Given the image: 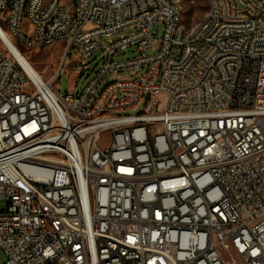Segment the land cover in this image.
<instances>
[{
  "label": "built area",
  "instance_id": "built-area-1",
  "mask_svg": "<svg viewBox=\"0 0 264 264\" xmlns=\"http://www.w3.org/2000/svg\"><path fill=\"white\" fill-rule=\"evenodd\" d=\"M66 10L0 0V264H264V0H212L194 35L176 31L175 0ZM12 43H64L52 79ZM130 47L139 54L116 58ZM73 49L79 77L100 49L103 60L62 94Z\"/></svg>",
  "mask_w": 264,
  "mask_h": 264
},
{
  "label": "rangeland",
  "instance_id": "rangeland-1",
  "mask_svg": "<svg viewBox=\"0 0 264 264\" xmlns=\"http://www.w3.org/2000/svg\"><path fill=\"white\" fill-rule=\"evenodd\" d=\"M49 1V0H46ZM184 15L183 23L187 29L194 28L198 23H200L208 12V2L207 0H184ZM164 27L162 24L157 23L153 31L156 34V38L160 39L162 37ZM108 39H105L107 42ZM64 43H55L52 45L44 46L39 49H26L21 47L23 54L29 59L34 69L43 77L44 80L48 81L52 79L58 70L60 63L62 61V56L64 54L63 49ZM151 49L149 52H154ZM72 54L68 55V58L64 64L63 72L61 76L56 80L55 86L61 90L62 94L67 91L70 93H75L80 91L88 82V79L92 75L93 71L102 62L103 50H98L93 56L88 57L85 60L86 64H89V69L79 77L77 73L74 72V67L76 66L77 57L74 49L71 51ZM139 52L136 51V47H130L126 50L119 52L116 55L118 59L132 58L138 55ZM133 74L130 71H124L121 76H127ZM143 110V105H139L136 110L128 111L127 113H136ZM112 140V133L110 131L104 132L102 135V145L110 144ZM1 206V205H0Z\"/></svg>",
  "mask_w": 264,
  "mask_h": 264
},
{
  "label": "bare ground",
  "instance_id": "bare-ground-1",
  "mask_svg": "<svg viewBox=\"0 0 264 264\" xmlns=\"http://www.w3.org/2000/svg\"><path fill=\"white\" fill-rule=\"evenodd\" d=\"M207 2H208V12L206 16L194 28L187 29L183 23L184 0H175V5L178 6L180 11L177 16V19H175L176 31L178 33H183V35L202 34L203 24H209V6L212 3V0H207ZM53 3L54 0H49V1L44 0L45 7H52ZM66 6H68V10H66V18H77L78 0H66ZM29 12H30V1L21 2V15H20L21 29H28ZM212 18H219V10H212ZM4 33L7 34L6 32ZM13 46L17 51V53L24 59L30 73L34 77L43 80V77L34 69L33 65L31 64L29 59H27V57L23 54L21 49H19L14 44ZM125 121H132V114H125ZM241 125H249V112H242ZM164 143L172 144L171 131H164ZM121 155H122V147H112V156H121Z\"/></svg>",
  "mask_w": 264,
  "mask_h": 264
}]
</instances>
